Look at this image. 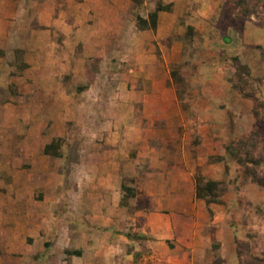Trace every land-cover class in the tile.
Segmentation results:
<instances>
[{
	"label": "rangeland",
	"instance_id": "374dc122",
	"mask_svg": "<svg viewBox=\"0 0 264 264\" xmlns=\"http://www.w3.org/2000/svg\"><path fill=\"white\" fill-rule=\"evenodd\" d=\"M87 1L89 10L84 0H0V35L5 36L0 39V137H5L6 147L0 157V264H112V245L115 249L119 245L104 235L96 239L91 232H82L92 212L80 202L83 173L70 166L78 160L73 152L77 140L95 137L93 123L100 117L102 103L109 102L111 96L107 92L80 95V91L94 84L97 75L103 89H109L112 82L115 86L125 83V79L111 74L116 73L115 58L107 64L78 62L82 56L97 52L110 59L117 46H98L95 40L84 45L64 34L85 22L94 24L91 8L98 0ZM130 2L125 17L138 29L144 27L139 17L152 24L148 15L157 3L170 5L169 11L176 6L183 12L196 8L210 11L218 5L219 30L208 46L209 53L201 47L196 56L197 48L187 46L182 61L171 66V77L184 97L188 87L204 86L212 69L219 68L225 75L229 73L228 84L250 103L252 122L231 123L227 134L231 137L227 142L228 178L219 181L211 197L225 205L231 197L229 245L234 246L235 254L229 257L230 264H264V0ZM185 18L179 22L180 37L188 41L194 33ZM243 40L249 43L241 50ZM151 41L152 52L161 54L157 40ZM234 59L243 66L239 72L235 71ZM37 62L49 66L48 71L41 69L45 78L64 73V91L36 93L33 86L37 74L26 66H36ZM198 68L201 77L193 78ZM215 103L224 107L220 101ZM40 105L44 108L38 112ZM26 137L27 146L34 152L30 158L18 151ZM35 137H53L44 153ZM24 179H34L35 185L22 186ZM196 179L201 185L209 181L200 172ZM138 206L135 202L129 208ZM214 214L210 212V216ZM211 247L217 250L220 242L214 239ZM215 264L221 260L216 258Z\"/></svg>",
	"mask_w": 264,
	"mask_h": 264
},
{
	"label": "crops",
	"instance_id": "0c3cea01",
	"mask_svg": "<svg viewBox=\"0 0 264 264\" xmlns=\"http://www.w3.org/2000/svg\"><path fill=\"white\" fill-rule=\"evenodd\" d=\"M84 1L88 8V1ZM130 4V0H98L91 8L93 25L85 22L75 31L64 32L76 43L88 45L95 40L98 46H117L110 59L97 52L82 56L78 62L107 64L115 58L116 73L111 74L125 79L119 86L112 82L114 86L103 89L97 75L94 84L80 91V95H111L93 123L95 137H79L74 146L78 160L70 166L83 173L80 202L92 212L82 232H91L96 239L104 235L119 243L116 249L112 245V264H215L216 258L221 264H230L229 257L235 254L234 246L229 245L231 197H227L226 205H206L196 195V175L200 172L215 182L228 178L226 146L231 137L227 134L231 123L252 122L250 103L228 84L229 73L226 77L219 68L212 69L204 86L188 87L184 97L171 77V66L182 61L187 46L197 48L196 56L201 47L209 53L208 46L219 30V7L183 12L175 6L172 11L158 13L154 29H138L125 17ZM182 18L193 27L192 40L180 37ZM94 29L96 34L91 32ZM4 37L0 35V39ZM152 38L157 40L161 54L152 52ZM245 43L249 42L242 43L241 50ZM44 65L37 62L36 66H26L37 74L33 86L36 93L64 91V73L45 78L41 69L48 71L49 66ZM198 77L199 68L193 74V78ZM43 108L40 105L38 112ZM34 139L41 143L44 153L53 137ZM4 143L5 137H0V157L6 153ZM28 143L26 137L18 145L26 158L34 156ZM33 180L24 179L21 185H35ZM135 202L139 206L130 209ZM209 210L215 214L210 216ZM214 239L220 242L217 250L211 247Z\"/></svg>",
	"mask_w": 264,
	"mask_h": 264
},
{
	"label": "trees",
	"instance_id": "16d2710c",
	"mask_svg": "<svg viewBox=\"0 0 264 264\" xmlns=\"http://www.w3.org/2000/svg\"><path fill=\"white\" fill-rule=\"evenodd\" d=\"M169 9H170V5H162L161 3H157L156 7H155V11L148 15V19L150 18L152 20V24L148 25L146 23V20L145 19H141L140 17L137 20L144 27L150 26V28L154 29L155 26H156L155 21L157 19V13L161 12V11H169ZM234 62H235V71L236 72H239L240 70L243 69V66L239 64L237 59H234ZM226 152L228 153V155H230L228 146H226ZM218 184H219V182L206 181L203 185H201L200 181L196 179V195H197V197L204 199L205 202H206V205H209L211 203H216L217 202L216 199L214 197H211V194H212V190ZM209 212H211V211L209 210Z\"/></svg>",
	"mask_w": 264,
	"mask_h": 264
}]
</instances>
